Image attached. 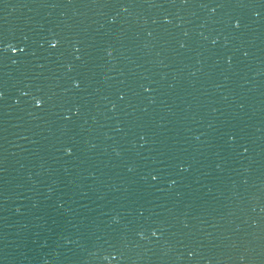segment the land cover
<instances>
[{
	"label": "water",
	"instance_id": "obj_1",
	"mask_svg": "<svg viewBox=\"0 0 264 264\" xmlns=\"http://www.w3.org/2000/svg\"><path fill=\"white\" fill-rule=\"evenodd\" d=\"M0 38V264H264L262 0H0Z\"/></svg>",
	"mask_w": 264,
	"mask_h": 264
},
{
	"label": "snow or ice",
	"instance_id": "obj_2",
	"mask_svg": "<svg viewBox=\"0 0 264 264\" xmlns=\"http://www.w3.org/2000/svg\"><path fill=\"white\" fill-rule=\"evenodd\" d=\"M115 3H119L120 0H114ZM184 2L186 3L187 0H184ZM262 6H264V0H262ZM213 11L215 12V9H213ZM257 16H260V12H257L256 13ZM234 22L235 24V28L234 30H239L240 27H241V24H242V21L239 19V18H235V17H231L230 20H229V24L231 26V24ZM149 35H151V33H149ZM219 39V37H217L216 39L212 40L211 43L213 45L216 44L217 40ZM57 41L55 40V38H53L52 40V46L55 47ZM184 45L181 44V47H183ZM5 49H10L11 52H17V51H20L22 52L23 49L19 47V45L17 46H13L11 43H8L6 44L5 40L3 38H0V52H2L3 50ZM79 55V52H77V56ZM245 55H247V53H245ZM70 69L73 67L71 64H69L68 66ZM73 79V84L75 87H80V80L79 79H76V78H72ZM4 93L2 91H0V97H3ZM24 95H30V93H24ZM121 98H123V93L121 94ZM33 100L35 102V105H41L42 103H46V101H44L42 98H37L35 96H33ZM113 107H115V105H113ZM226 135H228L233 141L236 140V136L234 134H231V133H226ZM143 138V137H141ZM240 147L243 148V151L244 152H247L248 151V148L247 147H244L243 145H240ZM64 149L67 153H72L73 152V147H69L68 144H65L64 145ZM180 168L183 169L184 168V165L183 163H180ZM131 171V169H130ZM158 178V174L157 175H153L152 176V179L153 180H156ZM172 183H175V181H172ZM153 235H158V232L156 231H153Z\"/></svg>",
	"mask_w": 264,
	"mask_h": 264
}]
</instances>
